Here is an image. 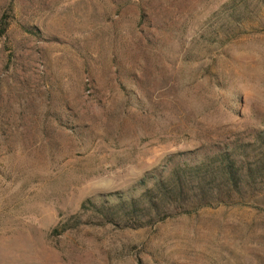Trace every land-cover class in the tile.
Segmentation results:
<instances>
[{
    "label": "rangeland",
    "instance_id": "374dc122",
    "mask_svg": "<svg viewBox=\"0 0 264 264\" xmlns=\"http://www.w3.org/2000/svg\"><path fill=\"white\" fill-rule=\"evenodd\" d=\"M3 15L0 264H264V0H0ZM184 167L207 191L181 206L97 211Z\"/></svg>",
    "mask_w": 264,
    "mask_h": 264
},
{
    "label": "trees",
    "instance_id": "16d2710c",
    "mask_svg": "<svg viewBox=\"0 0 264 264\" xmlns=\"http://www.w3.org/2000/svg\"><path fill=\"white\" fill-rule=\"evenodd\" d=\"M6 25V17L3 15L0 18V35L3 34ZM223 166L225 183H230L235 187L240 186L245 173L242 174L233 171L234 164L232 159H227V162ZM191 169L192 168L188 169L187 167H184L182 169V173H178L177 171L172 172L167 180L163 179L162 177H159L155 180L149 179L148 175H144L142 179L138 181V185L147 186V182H152L151 188H147V191L144 194L135 197L129 192L127 193V196H124V198L122 196L119 197L116 194H113L116 195L117 202L108 206L103 204L99 205V207H97V211L101 214L104 222L107 223L126 221L127 219H130V217L137 216L136 213L138 210H146L147 212L155 213L156 215L160 214L161 212L170 211L174 207L185 203L179 202L178 200H180L184 194L188 193V190L194 189L192 191L193 194L207 191L204 190L201 183L202 172L200 170L193 171L194 169H198V167H195L191 172H188ZM193 183L196 184L195 187H192ZM209 193L213 194L212 190H209ZM142 205H147V207L143 208ZM83 207H85V204Z\"/></svg>",
    "mask_w": 264,
    "mask_h": 264
}]
</instances>
